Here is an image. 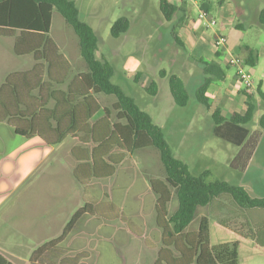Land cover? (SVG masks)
<instances>
[{
	"label": "rangeland",
	"instance_id": "rangeland-1",
	"mask_svg": "<svg viewBox=\"0 0 264 264\" xmlns=\"http://www.w3.org/2000/svg\"><path fill=\"white\" fill-rule=\"evenodd\" d=\"M73 1L80 19L92 28L97 38L96 57L113 67L112 83L132 97L163 130L173 156L187 165L193 176L199 177L206 172V182L225 181L244 187L252 197H264V133L258 125L260 116L264 114V100L256 93V87L261 83L264 94V31L258 23V13L264 9V0H200L201 4L207 1L210 5L209 13L217 23L212 28L198 21L197 10L191 5L181 7L187 18L177 15L168 22L159 10V0ZM120 17L127 18L130 27L125 35L113 38L110 29ZM194 26L205 42V53L201 52L204 57L212 50L221 51L213 45L216 31L232 43L248 46L258 55L256 67H247L253 79L254 92L251 94L254 93L253 101L257 109L248 126L250 134L241 147L215 137L212 132L211 114L214 109L217 108L221 116L228 119L233 112H243L245 108V97L238 93L239 82L236 79L237 84L233 79L235 68H229L224 82H217L210 88V110L194 99L195 89L203 79L198 60L208 61L197 57L188 47L190 43L184 34L189 32L192 35ZM174 36L178 37V42L173 40ZM49 37L66 55L65 44H70L72 50L74 41H77L72 29L56 11L52 14ZM232 55L242 59L245 54L237 50ZM132 57L138 60L137 66L128 62ZM9 58H14L12 40L0 39V63L3 60L8 63L4 68L8 73L18 71L19 66L10 65ZM218 59L226 63L227 57L223 54ZM131 70H142L155 80L158 86L155 97L147 95L129 81ZM172 74L183 80L190 94V101L184 108L177 107L171 98L168 78ZM97 99L110 110L115 102L114 97L103 95L97 96ZM113 114L115 117V112ZM102 115L100 110L91 122ZM67 139L55 152L60 168L43 176L32 173L3 201L4 206L23 204V210L15 212L23 224L46 222L50 204H67L69 213H73L81 203L87 202L83 199L85 188L75 179L72 171L80 163L70 155L71 148L76 144ZM8 141L6 147H13V140ZM107 163L113 168V173L103 179L91 178L88 183L91 189L87 192L93 197L91 209L94 211H87L83 221L80 246L85 257H82V264H155L162 242L161 231L155 225L156 196L150 181H163L165 178L158 152L148 148L141 153L125 154L118 164ZM91 197L88 199L91 200ZM222 204L226 206L230 203L224 200ZM176 207L173 194L168 213L172 214ZM198 209L197 217L205 216L211 220L213 241L221 237L238 240L243 244L241 259L244 264H264V248L256 245L251 237H246L250 231L244 218L242 221L223 210L225 217L221 220L229 229L222 233L214 215V206ZM240 222L244 225L241 228ZM195 228L196 225L192 226V229Z\"/></svg>",
	"mask_w": 264,
	"mask_h": 264
},
{
	"label": "trees",
	"instance_id": "trees-1",
	"mask_svg": "<svg viewBox=\"0 0 264 264\" xmlns=\"http://www.w3.org/2000/svg\"><path fill=\"white\" fill-rule=\"evenodd\" d=\"M202 8L208 11L203 4ZM178 9L177 1L159 0V10L168 22L176 16ZM54 11L77 38L71 50V57L80 60L77 65L70 64L49 37ZM258 23L264 31V9L258 13ZM129 27L130 21L120 17L113 23L110 34L119 38ZM0 38H12L14 55L29 56L36 62L30 71L9 75L0 87V123L26 139L39 137L49 147L57 146L67 138L77 139L70 155L80 163L72 171L85 188L83 199L87 200L84 206L88 212L94 211L91 209L93 197L87 192L91 189L88 183L91 178L103 179L113 173L107 162L118 164L127 153L154 148L165 173L163 181H150L156 196L155 225L161 231L162 242L155 264H244L241 259L243 244L225 237L213 241L211 220L205 216L197 217L198 208L212 205L222 233L229 229L221 220L225 217L223 210H226L235 218L242 221L244 218L250 231L246 237L264 248V212H261L264 211V197H252L244 187L225 181L206 182V172L199 177L193 176L187 165L173 156L163 130L132 97L112 83L113 67L96 57L97 38L92 28L80 19L73 0H0ZM175 40L178 42L177 36ZM241 52L245 54V65L256 67L258 55L247 46ZM198 64L203 79L195 89L194 99L210 110L207 91L213 84L225 81L229 65L205 60H198ZM128 79L147 95H157V83L148 73L132 72ZM168 87L173 103L179 108L186 107L190 94L183 80L172 74L168 78ZM260 87L257 86L256 93L264 100ZM34 92H38L37 97ZM48 93L54 100L51 109L46 106ZM241 94L245 97L243 113L233 112L226 119L216 108L211 114L213 135L236 147H241L248 138V126L257 109L254 93L243 91ZM99 95L114 97L111 110L103 107L97 99ZM100 110L103 115L91 122ZM258 125L264 133V114ZM173 194L177 207L169 214L167 208ZM224 200L230 204L225 206ZM79 216L80 213L73 216L69 227ZM194 225L196 228L192 229ZM243 226L240 222V228ZM0 264L13 263L0 254Z\"/></svg>",
	"mask_w": 264,
	"mask_h": 264
},
{
	"label": "crops",
	"instance_id": "crops-1",
	"mask_svg": "<svg viewBox=\"0 0 264 264\" xmlns=\"http://www.w3.org/2000/svg\"><path fill=\"white\" fill-rule=\"evenodd\" d=\"M169 1L175 2L177 0ZM205 2L206 3L203 5L208 8L209 12L210 5L207 1ZM179 4L182 3L178 2L179 9L176 16L178 15L180 18H187L185 10L181 7H183V5L189 7V5L183 3L182 6H179ZM185 31L186 29L184 32ZM191 33L192 35L189 32L184 34L187 41L190 43V46L188 44L186 45L196 53L197 57H204L201 53H205V42L203 38L199 36L196 27ZM216 33L221 32L216 31L214 38ZM0 39L12 40L13 53V39ZM173 40L176 41L175 36L173 37ZM53 41L57 44L55 40ZM57 46L61 50L58 44ZM244 46L242 44L232 43L227 39L225 48H221V51L219 52L212 50L209 54H206L204 58L208 61L213 59L214 62L226 65L227 60L226 63H221L218 58L225 54L228 59L229 53L232 54L233 51L237 50L241 51ZM65 49H67L68 55L63 53L62 50L61 52L70 64H79L80 60L77 57H71L72 51L70 50L69 44H65ZM26 58L30 59L26 60ZM244 58L245 56L242 60H244ZM8 60L10 65L15 64L19 66V69L18 71L6 72V69L4 68L7 67L8 63L3 60V63H0V87L9 75L30 71L36 64L32 57H17L14 55V58H9ZM128 62L134 66L138 65V60L133 57L130 58ZM228 67L231 68V66ZM131 71L143 72L142 70ZM45 79L46 77L43 74V80ZM233 79H237L235 71ZM238 85V93L242 95L241 93L243 92V89L240 88V84ZM259 85L261 86L260 90L262 91V84L260 83ZM210 88L207 91L208 98ZM33 95L37 97L38 92H34ZM50 95L51 94L48 93L45 96L47 99L46 106L49 109L54 105V100L53 98H50ZM9 139L13 140L14 144L11 148L6 147ZM70 139L77 144V139ZM66 141H68V139L57 146L49 147L39 137L26 139L16 135L5 123H0V254L13 264H82V259H84L82 257H85V252H83V248L80 246V235L83 232V221L87 215V210L83 203H81L78 209L73 213H69L67 204H56L55 206L50 204L51 207L49 208V215L46 222L29 225L23 224L18 220L17 214L15 213L23 210V204H9L8 206L2 204L13 191L25 183L26 179L32 173H35L37 176H43L44 173L49 172L50 170L53 171L57 167L60 168L55 152L60 148V145L64 144ZM32 161L33 164L31 163ZM28 163L29 165L26 167ZM78 213H80L79 219L69 227L73 216ZM75 230L76 232L72 234Z\"/></svg>",
	"mask_w": 264,
	"mask_h": 264
},
{
	"label": "built area",
	"instance_id": "built-area-1",
	"mask_svg": "<svg viewBox=\"0 0 264 264\" xmlns=\"http://www.w3.org/2000/svg\"><path fill=\"white\" fill-rule=\"evenodd\" d=\"M179 3L191 5L197 10L198 21L207 28L216 26V20L209 14L208 11L202 8L200 0H177ZM227 38L221 33H216L213 41L215 49L225 48ZM227 64L235 68V76L246 94H251L254 88L253 79L250 71L247 69L244 61L239 57L228 54Z\"/></svg>",
	"mask_w": 264,
	"mask_h": 264
}]
</instances>
